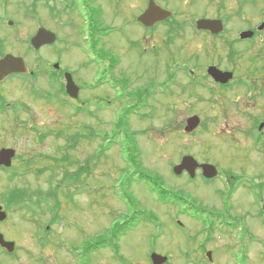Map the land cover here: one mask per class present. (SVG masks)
Returning <instances> with one entry per match:
<instances>
[{
	"label": "rangeland",
	"instance_id": "rangeland-1",
	"mask_svg": "<svg viewBox=\"0 0 264 264\" xmlns=\"http://www.w3.org/2000/svg\"><path fill=\"white\" fill-rule=\"evenodd\" d=\"M100 1L104 4L105 10L112 8L108 16L103 15L105 18L102 25L105 24L104 22L108 17L112 18L113 10L115 25L121 24L122 19L128 16L126 22L130 24L128 31L126 28V33L129 39L119 29L114 30L108 38V41L113 44L112 55L115 58L118 57L117 61H121L118 66L114 65L113 74L118 77L120 82H123V76L130 79V84L127 85L126 90L135 92L136 87H148L149 83L155 81V79L157 82L161 78L164 80L170 70L176 72L180 71V67L185 69L196 67L195 70L199 71L207 62L216 60L212 57V51L209 53L206 50L207 47L211 46V43L205 37L197 36L194 29H187L185 35L177 38V45L183 52L180 50L175 51L174 58L170 56L168 49L163 45L164 36L160 37L159 44L154 40L155 44L151 39L146 40L144 48L134 49L129 44V40L137 39L140 35L138 25L135 27L132 24L138 14L135 12L136 5L131 1L128 8H122V15L118 11L120 6L117 5L116 0ZM70 4L71 0H0V18L5 20V23L0 25L3 39L0 48L3 52L11 53L16 57H24L30 68L42 72L44 62L51 56L52 61L53 59L56 60L59 50L65 52V49H63V45L56 44L54 47H42L39 52H35L30 45L31 38L42 27L57 34L60 33L62 36L65 33L68 37L69 48L63 53L62 63L70 70L79 71L76 77L80 83L85 82L90 85L94 82L91 74L92 66L80 65L81 54L72 47L80 23L77 11L71 9ZM222 4L225 5V15L232 19L231 25L233 26L234 22H237L236 10L239 8L236 0H225L224 3L199 0L194 5L191 3L189 7L192 14L195 9L196 12L201 13L200 11L208 9V7L217 9ZM256 8L258 9V6ZM248 16L246 15V17ZM10 22H13L14 26L10 25ZM66 23H68V27L63 26ZM77 23L78 26L75 27ZM126 26L121 25V27ZM133 29H135V34L131 36ZM106 42L107 40L102 41L104 44ZM225 47L222 43L218 44L221 56L217 60L221 61L222 66L229 67L231 70H238L239 75L247 71L256 72L260 79V85L264 87V46L256 45L252 48L250 54L241 56L235 63L233 58L225 57ZM194 56H202L200 57V63L189 62L184 59L185 57L192 59ZM208 64L211 65L212 63ZM43 80L41 77L36 83V88L42 91L46 90ZM168 85L162 94L153 96L145 106L140 108L141 106L138 105L139 108H137L133 100L129 105L118 100L122 96V91L113 90L111 84H109L103 90L95 92V97H91L90 108L95 113L93 115L91 112L93 116H89L88 112H76L77 106L71 104L60 108L59 111L54 109L52 104L46 108L38 109L31 101L34 102V99L41 96L34 93L29 85L21 84L20 88L22 90L15 88V92L10 94L13 101L30 103L32 110L20 114L19 123L24 120L25 126L22 128L18 126L9 128L7 137L2 138V144L16 149L17 154L23 159L34 153L38 156L47 155L56 158L59 155H55V151L58 152V148L62 146L71 159L70 164L66 163L64 168L61 169V174H67L69 180L64 184L65 190H59V197L53 199L50 209L56 207L54 213L48 215V218H42L39 214L43 211L38 208L36 210L38 215L35 217L39 218L42 223L47 224L52 216H60L61 214L63 220L57 221L54 225L56 232L51 238L62 240L63 243H66V246L57 248L55 244V249L49 247L44 250L35 244L32 245L34 240L28 232L21 235L22 230L19 226L16 227L17 229H13L14 231H5L6 236L9 238L19 239L21 237L22 242H19V244L22 248H32V264H151L149 255L154 250L160 255H170L173 260L169 264H212L206 256H203L204 254L202 255V250L198 249L196 242L188 241L185 231L173 223L170 205L160 199L158 194L145 182L140 181L138 177L141 174L149 176L151 180L157 182L166 190L179 196L187 195L192 187L188 183V177L177 176L173 173V169L180 164L183 155L189 152L199 160L213 163H219L220 160L223 164L219 163V165L223 168L226 167L227 163L220 154L205 147V133L203 130L195 133L194 137L185 133L184 128L188 117L194 112H199L204 116L206 115L205 118L208 119L207 115H214L215 109L221 110L222 115L228 116L229 112L224 109L226 104L212 110L206 103H203V100L206 99H204L206 93L201 90L202 88H199L200 92L195 97L189 99L187 95L184 97L179 96L176 93L178 89L173 92L170 91V88L175 87L173 83H168ZM13 86L15 87V84ZM239 86L238 83H234L230 91L222 93L223 102L228 104L229 102H235L238 98H246V88L239 89ZM206 92L211 97L208 90ZM90 94V91L84 93L88 97H90ZM96 99L98 100L96 101ZM235 104H239V102ZM240 105L243 110L244 103ZM134 107L137 108L136 113L131 114ZM79 108L84 107L79 106ZM87 108L89 110L88 106ZM235 121L237 119H233L231 114L228 117L219 118L216 124L230 123L233 125ZM26 122L39 128L43 127V129H60L65 131L67 137L63 141L54 142L52 136H50L43 145L39 144L37 136L27 131L32 129L26 125ZM228 129L223 128L225 130L223 133L227 132ZM92 130L94 134L92 133L90 138L91 134L89 132ZM76 133H81L82 139L75 148L74 144L69 141V136ZM234 135L237 137L239 146L244 147V144H246L244 136H239L237 131ZM231 138L232 141L230 142L237 143L234 141L233 135ZM230 145L233 146L227 142V146ZM246 148L251 147L247 146ZM91 156L95 159L92 162V173L90 174L86 162L89 161ZM22 158L15 162L12 169L1 171L0 191L19 188L25 189L24 191H28L31 195L37 192L46 195L48 191H50V196H52L51 194L55 195V191L51 187L56 186V184L54 183V186H51L49 183L50 171L45 170L43 172L42 169H34L44 166L46 159H42L41 164L38 166L27 169L22 163L24 162ZM259 163L257 162L254 167L250 168H245L242 165L245 171L237 167L234 172H244L246 175L255 178L258 183H264V165L261 161ZM240 164H243V160ZM79 167L88 169L86 170L85 181L83 179L81 185L69 183L75 182L72 175L74 176L75 172H80ZM90 175L91 180L89 179ZM262 194L264 195V193ZM40 199L42 200L41 197ZM60 204L62 205L61 210ZM133 215L139 216L142 220L134 218L139 221L138 225L127 232L120 242V256L125 261H122L111 250H108L109 247H99L95 254L91 253V250H87L92 242L97 241L98 243L99 240H109L111 235L114 234L116 223H121L125 218H131ZM147 215L154 221L156 215L159 218V223L154 224V222L144 221L143 218ZM25 227L31 230L30 225H25ZM260 230H258L259 236L262 235L259 232ZM117 235L119 234H114V237ZM219 243H222L221 238ZM74 249L82 253V256L79 257L78 254H75ZM71 251L75 253H71ZM185 253L191 260L184 258ZM225 262V264H244L241 260L233 263V260L228 259ZM20 264H24V262ZM247 264L258 263L247 262Z\"/></svg>",
	"mask_w": 264,
	"mask_h": 264
},
{
	"label": "flooded vegetation",
	"instance_id": "flooded-vegetation-1",
	"mask_svg": "<svg viewBox=\"0 0 264 264\" xmlns=\"http://www.w3.org/2000/svg\"><path fill=\"white\" fill-rule=\"evenodd\" d=\"M131 1L136 5L135 12L138 13L132 24L135 27L138 25V31L140 32L137 39L133 38L129 40V44L134 49L137 48L140 50L141 47L144 48L146 42L151 39L154 43L156 41V43L159 44L158 41L160 37L164 36L165 40L163 45L168 49L170 56L174 58L173 54L175 51L180 50L179 45H177V38H181L189 29H194L197 36H203L211 43V46L207 47L206 50L209 51V53L212 51V57L216 60L207 62V64H212H206L207 66L205 65L203 68H200L199 71L195 70L196 67L192 69L180 67V71L171 72L170 70L166 75V79L162 80L161 78L158 82L155 79V81L149 83L148 87H136L137 89L135 92H131L128 89L126 90L125 88L130 84V79L123 76V82H120L118 77L113 74L114 65L118 66L121 61H117L118 57L115 58L112 55L113 44L108 41V38H110L114 30L119 29L126 38L129 39L126 33V28L128 31L130 24L126 22L128 16L122 19L123 21L121 24L115 25L113 10L112 18L108 17L104 22L105 24L102 25V21L105 18L103 15L105 14L108 16L112 8L105 10L103 7L104 4L100 0H71L69 7L77 11L80 23L79 26L78 23L75 24V27L78 26V28L74 36L75 42L71 44L73 49L81 54V61L79 64L83 66H92L91 74L94 82L90 85L85 82L80 83L76 77L79 71L70 70L64 66L61 58L63 57V53L69 48L68 37L65 33H63V36L60 33H56L58 37L56 44L63 45V49H65V52L61 49L59 50L56 60L53 59L52 61V56L49 57V59L44 62V69L42 72L29 68V73L26 75H12L0 82V151L2 149L12 148L11 146L3 145L2 138L7 137L9 128L14 126L20 128L24 127V120L19 123L21 118L20 114L27 111L31 112L32 110L30 103L18 100L13 101L10 94L15 92V88L17 90L21 89V84L29 85V87H32V85L36 86V83H38L41 77L44 79L43 81L47 87H45L46 90L41 91L36 87H32L34 93L40 94L41 97L34 99V102L29 100L38 109L46 108L52 104V107L59 111L60 108L65 107V103H69L75 104L78 109H80L79 106L84 107V112H88L87 114L89 116L95 114L90 108L92 103L91 97H95V92L103 90L109 84H111L113 90L122 91V96H120L118 100L126 102L128 105L132 102L131 100H133L136 105L140 104L141 106H145L153 96H159L160 93L162 94L163 90H166L167 86H169L168 83H173V85H175L174 88H170V91L173 92L178 89L176 93H178L179 96L184 97L187 95L189 99L195 97V95L200 92L199 88H202L201 90H204L206 93L204 96V99H206L203 100V103H206L212 110H214L215 107L226 104L224 109L226 112H229L228 116L232 114V118L237 119V121H235L233 125L230 123H225L223 125L216 124L219 118L228 117L227 115H222L221 110L216 109L214 115H207L208 119L205 118L206 115L204 116V114L202 115L199 112L192 113L191 116L198 115L201 118V123L196 131L188 135L194 137L193 135L195 133L199 130H203L205 133V147L210 151L213 150V152L220 154L227 163L226 167L223 168L219 165V163L223 164L220 160L219 163H213L206 160H199L189 152L185 154L192 155L199 165L215 166L217 168V175L213 178L205 177L204 171L200 166L195 170L194 177H191L190 173L187 171H183L180 176H187L188 183L192 185V187L190 192L185 196H179L178 194H174V197L171 196L169 205L172 210V221L178 228L185 231L188 241L196 242L198 249L202 250V255L204 254L203 256H206L207 260L212 264H225L227 263L225 261L228 259L230 261L233 260V263L241 260L244 264H247V262L264 264V195L262 194L264 193V183H258L255 178L246 175L244 172H234V169H237V167L245 171L242 165H244L245 168H250L254 167V164L257 162L259 163V161L264 165V87L260 85V79L256 72L247 71L242 72V74L244 73L243 75H239L240 73L238 70L235 71L231 70L229 67H224L221 61L217 60V58L221 56V52L218 50L219 43L226 46L225 57L229 59L233 58L234 63L237 59H240L241 56L250 54L252 48L256 45L260 44L264 46V0H236L239 8L236 10L237 22H234L233 26L231 25L232 19L225 15L224 4L220 5V7L218 6L219 8L217 9L208 7V9L200 11L201 13L196 12L195 9L193 11L194 13L191 14L190 4L192 3V5H194L198 3L199 0H116L117 5L120 6V9H118L119 13L122 14V8H128ZM151 1L173 14L164 21L156 23L154 26L148 28L143 26L138 21V18L146 12ZM205 1L208 2L209 0ZM210 1L224 3L225 0ZM256 6H258V9ZM246 15L249 16L246 17ZM199 20L221 21L223 23V32L215 34L211 30H199L197 28V22ZM3 23H5V20L0 18V25ZM122 24L127 26L121 27ZM63 26L68 27V23ZM243 32H252L253 34L249 38L242 39L241 34ZM134 34L135 29L131 31V36H134ZM2 40L0 30V44ZM104 40H107L105 44L102 43ZM6 54L10 53L3 52L2 48H0V58ZM200 57L202 56H194L192 59L185 57L184 59L189 62L195 61L196 63H200ZM25 61L29 67L28 61ZM210 67H216L223 72L233 73V80L235 81H230L227 84L216 82L214 77L208 73ZM67 72L72 74L76 85L79 87V97L76 100L70 98L66 92L65 74ZM234 83L240 85L239 89L246 88L247 97L238 98L235 102H229L227 104L223 102L224 98H222V93L230 91ZM13 84H15V87ZM206 90H208L211 97L208 96ZM87 91L91 92L89 95L90 97L84 95ZM97 100L98 99H96V101ZM236 102H239V104H235ZM241 103H244L243 110L241 109ZM76 109V112L83 113L82 109ZM75 115L77 116L78 114ZM26 125L32 129L27 131L35 134L37 136V141L42 145L50 136H52L54 142L63 141L64 138L67 137L65 131L60 129H43V127L39 128L34 124H27V122ZM223 128L229 129L227 132L223 133L225 131ZM236 131L239 136H244V142L246 143L244 147L239 146L237 137L234 135ZM92 133L93 130L89 132V134H91L90 138L92 137ZM232 135L234 141L237 143L230 142L232 141ZM81 139V133L69 136V141L74 144L75 148L80 144ZM227 142L231 143L233 146H227ZM247 146L251 148H246ZM55 155H59V157L53 158V156L48 157L47 155H41V158V156L34 153L29 154L23 159L17 154L16 150V156L12 161L11 168L14 167L15 162L19 161L21 158L24 161L22 163L27 169H32L36 165L38 166L41 164L42 159H46V164L44 166L34 169H42L43 172L49 170L51 173L49 183L51 186H54V183L56 184V186L51 187V189L53 190V188L59 186L54 196L49 195L50 191L47 192L48 194H43L42 196L31 195L29 193L21 194L18 191L19 188L6 189L3 192L0 191V206L7 214V218L0 221V233L3 234L5 241L15 244L14 251L10 254H8L7 249L2 248L0 245V264H20L23 262L24 264H32V248H22L19 244V242H22L21 237L19 239H12L6 236L5 231H14L13 229H17V226L22 230L21 235L24 234V232H28L34 240L32 245L35 244L39 248L45 250L52 247L55 249V244L57 248L66 246V243H63L62 240H53L51 238L56 232L54 225L57 221L63 220L61 214L60 216L54 214V217L52 216L51 219H47V224L44 222L42 223L39 218H35L38 215L36 214V210H38L37 202L40 197L42 198L41 209L43 213L39 214V216L48 218V215L54 213L56 207L50 209L53 204V199L59 197V190H65L64 184L69 180L67 174H61V169L71 160L68 152L60 146L58 152L55 151ZM94 159L95 158L91 156L89 161L86 162V165H88L87 167L90 169V174L92 173L91 166ZM241 160H243V164H240ZM79 168L80 172H75L74 176H80V178H75V182L69 183L81 185L82 180L84 179L85 181L87 172L84 174H81V172L82 169L86 168ZM3 170H5V168L0 166V173ZM71 179L73 180V178ZM89 179H92L91 175ZM61 207L62 205L60 204V210ZM16 208H18V210H16ZM128 220L129 217L125 218L121 223H116L114 229H120ZM156 220L159 223L158 217L155 218V221ZM25 225H30L31 230L27 229ZM122 230L123 229L120 230L118 233L119 235L116 237H114V234H117V232L113 231L114 234H112L111 238L107 241L109 245L108 250H111L119 259L125 261L124 258L120 256V242L127 232H123ZM258 230H260L259 232L262 235H258ZM220 238L222 239V243H219ZM87 248H90V252L95 254L97 250V241L90 243ZM74 251L76 253L73 251H71V253L78 254L79 257L82 256V253H79L75 249ZM155 252L154 250L149 255L151 263V255ZM64 253L66 252L64 251ZM161 255L168 256L166 264L171 263L173 260L170 255ZM184 258L186 260H191L187 253H185Z\"/></svg>",
	"mask_w": 264,
	"mask_h": 264
},
{
	"label": "water",
	"instance_id": "water-1",
	"mask_svg": "<svg viewBox=\"0 0 264 264\" xmlns=\"http://www.w3.org/2000/svg\"><path fill=\"white\" fill-rule=\"evenodd\" d=\"M172 13L168 12L155 2L151 1L146 12L139 17V21L147 26H153L155 23L162 21ZM198 29L211 30L213 33L218 34L223 31V24L221 21L199 20L197 22ZM252 32H244L241 38H249L252 36ZM57 41V35L45 28H40L35 36L31 39V46L35 51H39L42 47L47 45H53ZM28 71L27 65L22 57H15L13 55H7L0 59V82L12 74H26ZM208 73L214 77V79L222 84L228 83L233 74L229 72H223L216 67H210ZM66 90L68 95L73 99H78L79 88L75 84L73 77L70 73H66ZM201 123L199 116L190 117L187 120L185 127L186 133L194 132ZM16 151L14 149H2L0 151V166L9 168L12 165V160L15 158ZM200 166L204 171V176L207 178H213L217 175V169L213 165H199L198 162L192 156H185L181 163L174 168L176 175H181L183 171L190 173L191 177H194L195 170ZM7 214L0 206V221L5 220ZM0 245L7 249L10 253L14 251L15 244L13 242H7L4 236L0 233ZM153 264H165L168 260L167 257L159 254H152Z\"/></svg>",
	"mask_w": 264,
	"mask_h": 264
},
{
	"label": "trees",
	"instance_id": "trees-1",
	"mask_svg": "<svg viewBox=\"0 0 264 264\" xmlns=\"http://www.w3.org/2000/svg\"><path fill=\"white\" fill-rule=\"evenodd\" d=\"M40 172H41V171H40ZM83 173H84V171L81 172V174H83ZM144 177H145V178H144ZM73 178H74V179H75V178H76V179H79L80 176H78V177L73 176ZM138 178L140 179V181L145 182L147 185H149V186L153 189V191L156 192V193L158 194V196H159L160 199H162V200L165 201L166 203L170 204L171 196L174 197V194H176V193H173V192H171V191H169V190H166V189H165L164 187H162L160 184H158L157 182L151 180V177H149V176H145V175L141 174ZM132 182H133V181H132ZM55 188H56V189H53V190L55 191V194H56L58 188H57V187H55ZM24 190H25V189H24ZM24 190H23V189H18V191H19L21 194H27L28 191L26 192V191H24ZM32 195H39V196H42L43 194H42L41 192H37V193H32ZM51 195L54 196V194H51ZM37 203H38V208H42V207H41V204H42L41 199H39ZM56 204H58V203H56ZM134 218H135L136 220H140V217H139V216H135V215H133V216H131V218H129V220H128L127 222H125V224H124L119 230H115V229H114V232L119 233L121 229H123V230H122L123 232H127V231L130 230L131 228L137 226V224L139 223V221H136ZM155 218H156V217H155ZM141 220H142V219H141ZM141 220H140V221H141ZM143 220H144V221H147V222H155L153 219L150 218L149 215H147L146 217H144ZM115 234H116V233H115ZM99 241H101V240H99ZM99 241H98V243H97V248L102 247V246H104V247H107V246H108V241H105V240H104V241H101L100 243H99ZM87 250L90 251L91 249L88 248Z\"/></svg>",
	"mask_w": 264,
	"mask_h": 264
}]
</instances>
